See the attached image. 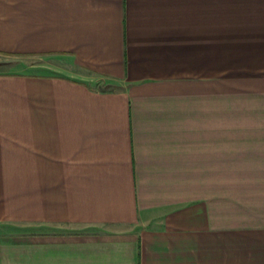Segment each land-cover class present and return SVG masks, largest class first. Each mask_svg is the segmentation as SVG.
<instances>
[{"label":"crops","instance_id":"obj_1","mask_svg":"<svg viewBox=\"0 0 264 264\" xmlns=\"http://www.w3.org/2000/svg\"><path fill=\"white\" fill-rule=\"evenodd\" d=\"M0 57L72 71L0 72V264H264V0H0Z\"/></svg>","mask_w":264,"mask_h":264},{"label":"rangeland","instance_id":"obj_2","mask_svg":"<svg viewBox=\"0 0 264 264\" xmlns=\"http://www.w3.org/2000/svg\"><path fill=\"white\" fill-rule=\"evenodd\" d=\"M40 65L42 67H45V72L47 74H53L57 76H72L71 69H68V63L65 59L62 58H53V57H44V58H6V57H0V72L7 73V72H33L34 69L30 66L26 65ZM44 72V71H43ZM74 76V75H73ZM92 81V80H91ZM92 85L95 88L99 89H112L116 85L112 84H101L98 82L92 81Z\"/></svg>","mask_w":264,"mask_h":264}]
</instances>
